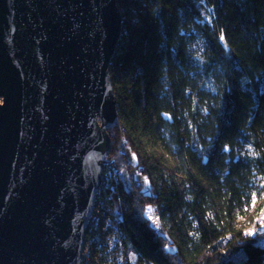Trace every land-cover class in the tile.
<instances>
[{
  "label": "trees",
  "instance_id": "1",
  "mask_svg": "<svg viewBox=\"0 0 264 264\" xmlns=\"http://www.w3.org/2000/svg\"><path fill=\"white\" fill-rule=\"evenodd\" d=\"M116 3L108 159L128 252L135 264H264V239L242 240L236 215L264 198V0Z\"/></svg>",
  "mask_w": 264,
  "mask_h": 264
},
{
  "label": "water",
  "instance_id": "2",
  "mask_svg": "<svg viewBox=\"0 0 264 264\" xmlns=\"http://www.w3.org/2000/svg\"><path fill=\"white\" fill-rule=\"evenodd\" d=\"M121 29L116 0H0V264H80Z\"/></svg>",
  "mask_w": 264,
  "mask_h": 264
},
{
  "label": "built area",
  "instance_id": "3",
  "mask_svg": "<svg viewBox=\"0 0 264 264\" xmlns=\"http://www.w3.org/2000/svg\"><path fill=\"white\" fill-rule=\"evenodd\" d=\"M107 160L109 159H105L103 162L100 186L95 194L93 211L87 223V237H91L97 250H99L98 252L100 255L96 264H128V259L122 258L123 261H121V259L118 258L120 255L126 256L127 240L125 233L120 227L121 220L111 203L110 195L111 190L114 189V185L112 181L111 183L109 182V179H112V177H110L107 172L106 167L109 164ZM113 178L115 179V177ZM95 227L97 228V232L96 235H93V228ZM86 239L87 238H85V241L83 242L81 250V264H85L84 252L86 251ZM96 253L97 252H94L92 256H95Z\"/></svg>",
  "mask_w": 264,
  "mask_h": 264
},
{
  "label": "rangeland",
  "instance_id": "4",
  "mask_svg": "<svg viewBox=\"0 0 264 264\" xmlns=\"http://www.w3.org/2000/svg\"><path fill=\"white\" fill-rule=\"evenodd\" d=\"M0 104H1V101H0ZM124 152L126 153L128 160L130 162H132L133 164H135L134 157L131 155L129 150L125 149ZM106 159H108V158H106ZM107 161L109 163L106 167L107 172H108L109 176L112 177V179H109L110 177L108 175L107 176L109 177L108 178L109 182L111 183V181H112V183L114 184V178L113 177H117V175L120 174V171L117 168L114 161H111V160H107ZM142 183L144 186H146L145 181L142 180ZM92 208H93V206H92ZM152 214L155 216L154 213H152ZM236 215L238 216L237 225H238V229L241 232V239L242 240L247 238V237L255 238L257 240H260V239L263 240L264 239V198H262V199L255 198L250 209L247 211L246 214H244V215L236 214ZM151 220H152L153 225L157 226V221L155 220V217L152 216ZM93 229H94L93 235H96L97 228L95 227ZM85 238H87L86 239L87 241H86V249H85L86 251L84 252V256H85L84 262H85V264H96L97 259H98L100 254L98 252L99 250H97V247L95 246V243L93 242L91 237H89V236L87 237V227H86V233L84 236V241H85ZM94 252H97V253L95 256L94 255L92 256V254ZM118 258H120L121 261H123V259H128V264H135L136 263L134 257L128 252V250L126 252V256L120 255V257L118 256ZM81 261H82V251H81ZM81 261H80V264H81Z\"/></svg>",
  "mask_w": 264,
  "mask_h": 264
},
{
  "label": "snow or ice",
  "instance_id": "5",
  "mask_svg": "<svg viewBox=\"0 0 264 264\" xmlns=\"http://www.w3.org/2000/svg\"><path fill=\"white\" fill-rule=\"evenodd\" d=\"M145 183H147V179H145ZM146 211L149 212V213H151V212H152V209H151V208H148ZM148 218H149V219H152V216L149 215Z\"/></svg>",
  "mask_w": 264,
  "mask_h": 264
}]
</instances>
